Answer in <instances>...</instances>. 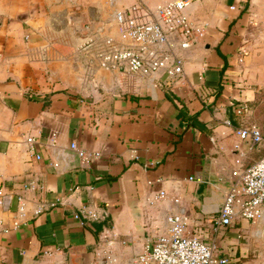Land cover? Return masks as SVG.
I'll list each match as a JSON object with an SVG mask.
<instances>
[{"label": "crops", "instance_id": "crops-1", "mask_svg": "<svg viewBox=\"0 0 264 264\" xmlns=\"http://www.w3.org/2000/svg\"><path fill=\"white\" fill-rule=\"evenodd\" d=\"M167 1L0 0V264H126L172 214L216 245L214 264H264V218L214 227L235 172L264 153L236 131L232 87L264 0L188 10L205 33L170 91L186 117L159 72L99 64L106 38L127 41L130 8Z\"/></svg>", "mask_w": 264, "mask_h": 264}, {"label": "built area", "instance_id": "built-area-1", "mask_svg": "<svg viewBox=\"0 0 264 264\" xmlns=\"http://www.w3.org/2000/svg\"><path fill=\"white\" fill-rule=\"evenodd\" d=\"M197 1L170 0L153 8L142 5L130 8L123 26L127 41L106 38L108 45L99 52L100 66L144 75L159 72L158 83L172 91L184 76L181 51L192 47L205 33L204 25L194 22L188 13ZM236 111L243 114L246 107L239 104ZM236 131L252 144L264 140L261 129L255 124L237 126ZM27 139L31 144L34 142L33 136ZM72 146L76 147V142H72ZM235 175L216 216V230L232 224L238 217L264 218V153ZM163 194L162 190L160 195ZM88 214L91 218L99 216L96 210H88ZM168 223L167 233L150 239L126 264H214L217 261L216 245L196 234H186L183 216L172 214Z\"/></svg>", "mask_w": 264, "mask_h": 264}, {"label": "rangeland", "instance_id": "rangeland-1", "mask_svg": "<svg viewBox=\"0 0 264 264\" xmlns=\"http://www.w3.org/2000/svg\"><path fill=\"white\" fill-rule=\"evenodd\" d=\"M262 32H264V22L259 26L257 24L249 27L246 31L249 40L245 42L247 54L244 60L238 62L240 69L232 87L239 97L234 98V102L246 107V111L240 114L244 116L245 125H257L264 136V40L260 38ZM95 61L96 58L93 64ZM260 146L264 151V140L255 145V148Z\"/></svg>", "mask_w": 264, "mask_h": 264}, {"label": "trees", "instance_id": "trees-1", "mask_svg": "<svg viewBox=\"0 0 264 264\" xmlns=\"http://www.w3.org/2000/svg\"><path fill=\"white\" fill-rule=\"evenodd\" d=\"M248 4H249V2H247L246 6L243 8L242 12H246L247 11ZM220 90H222V86H220ZM168 97L171 98L172 100H174V102L180 108L179 114L182 117H186L187 113H186L185 104H184L182 98L180 96L176 95V94H171L170 91H168ZM190 118H191V122H192V124L194 126H198L200 128L208 129L206 124L198 118V114H193V115L190 116Z\"/></svg>", "mask_w": 264, "mask_h": 264}]
</instances>
